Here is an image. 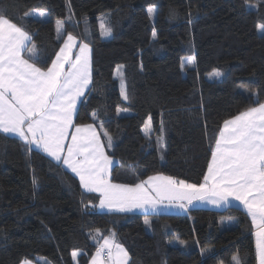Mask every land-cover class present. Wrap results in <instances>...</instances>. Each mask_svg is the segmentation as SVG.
<instances>
[{
  "label": "trees",
  "instance_id": "1",
  "mask_svg": "<svg viewBox=\"0 0 264 264\" xmlns=\"http://www.w3.org/2000/svg\"><path fill=\"white\" fill-rule=\"evenodd\" d=\"M35 9L49 19L25 15ZM0 14L32 36L39 67L51 66L68 33L90 45L92 84L75 123L101 133L113 183L157 174L202 183L224 121L264 103L262 0H2ZM193 54L194 65L186 62ZM217 69L222 75L209 80ZM99 203L61 162L0 133V264H89L97 230L115 233L129 264H235L237 255L257 264L254 227L240 208L107 213Z\"/></svg>",
  "mask_w": 264,
  "mask_h": 264
},
{
  "label": "snow or ice",
  "instance_id": "2",
  "mask_svg": "<svg viewBox=\"0 0 264 264\" xmlns=\"http://www.w3.org/2000/svg\"><path fill=\"white\" fill-rule=\"evenodd\" d=\"M154 12L149 7V15ZM34 14L47 15L43 10ZM56 24L57 39H61L64 21L57 20ZM258 27L264 32V24ZM101 28L103 35H111L109 27L102 24ZM31 41L32 36L23 27L0 14V132L14 134L26 145H35L66 165L79 177L86 191L100 193L101 208L155 213L165 203L186 209L194 201L217 206L238 201L251 217L256 255L259 264H264V103L257 101V106L224 121L202 183H189L163 174L135 184L113 183V160L105 152L101 133L94 124L75 123L77 104L92 84L90 45L77 44V38L68 33L51 66L42 68L37 65L36 45ZM195 60L193 54L186 62L194 65ZM116 71L121 77V93L127 100L123 73L120 67ZM210 75L219 77L222 73L217 69ZM92 118L95 119V113ZM150 126L149 116L145 127ZM103 135L107 137L106 146L111 148L112 137L106 132ZM92 239L98 247L91 264H129V253L115 242V233L103 238L97 230ZM78 255L72 252L73 258ZM233 260L241 264L238 255ZM21 264L32 261L25 258Z\"/></svg>",
  "mask_w": 264,
  "mask_h": 264
},
{
  "label": "crops",
  "instance_id": "3",
  "mask_svg": "<svg viewBox=\"0 0 264 264\" xmlns=\"http://www.w3.org/2000/svg\"><path fill=\"white\" fill-rule=\"evenodd\" d=\"M31 43V42H30ZM78 44V43H77ZM30 46V45H29ZM63 47V46H62ZM75 51H78V49H76V50H74V52ZM91 85V84H90ZM90 85H89V88H90ZM89 88L85 91V94L87 93V91L89 90ZM85 94H84V96H85ZM84 96L83 97H81L80 98V102L82 101V99L84 98ZM80 102H78V104H77V109H78V106H79V104H80ZM1 134H3V135H7V136H10V137H14V138H17V139H19V140H21L22 142H24L21 138H19L18 136H15L14 134H5V133H2V132H0ZM25 143V142H24ZM30 148H32V149H35V150H38V151H41V152H43L41 149H38L35 145H32V146H29ZM106 152V151H105ZM43 153H45V152H43ZM48 157H50L51 159H53L51 156H49L47 153H45ZM54 160V159H53ZM55 161V160H54ZM211 161V160H210ZM57 162V161H56ZM114 164H112V166H113ZM67 170H69L70 172H71V170L70 169H68L67 168V166L66 165H63ZM112 166H111V168H112ZM72 173V172H71ZM75 176H76V174L75 173H73ZM206 174H207V172H206ZM78 179H79V177L78 176H76ZM92 193H97V194H99L100 195V193H98V192H92ZM100 199H101V195H100ZM171 208H173V209H171L172 210V214H179V215H181V214H188V212H189V210L190 209H193V208H211V209H214V210H218V211H221V212H224V211H227L229 208H231V207H237V208H240V209H242L243 211H245L246 212V210L243 208V206L238 202V201H235V200H233L232 201V203L229 205V204H222V205H220V206H217V205H213L212 203H209V202H207V201H194L193 202V204H191V205H187V208L186 209H182V208H180V207H178V206H176L175 204L174 205H172V206H170ZM99 210L101 211V212H107V213H111V212H120V211H116V210H114V209H109L108 207H103V208H101L100 207V203H99ZM121 213H128V212H121ZM131 213H138V214H158V213H154V212H152L151 210H149L148 212H144V211H136V212H131ZM249 218H250V220H251V217L250 216H248ZM254 227V226H253ZM253 236H254V240H255V227H254V231H253ZM103 242V241H102ZM95 255V254H94ZM90 263H91V261H90ZM32 264H35V263H32ZM257 264H259V262H258V257H257Z\"/></svg>",
  "mask_w": 264,
  "mask_h": 264
},
{
  "label": "rangeland",
  "instance_id": "4",
  "mask_svg": "<svg viewBox=\"0 0 264 264\" xmlns=\"http://www.w3.org/2000/svg\"><path fill=\"white\" fill-rule=\"evenodd\" d=\"M38 11H40V10L35 9V10L31 11L30 14H29V16L35 17V18H40V19H43V20H48L49 19V16H48L47 13H46L47 15L45 17H40L38 15H35L34 13H36ZM63 28H64V26H63ZM56 29H57V24H56ZM107 37L108 36H105V35L103 36L104 39H106ZM208 79L209 80H212V79H216V77H212L211 75H209L208 76ZM240 103L241 102L239 100H235V104L240 105ZM151 130H152V127L151 126H150V128H147V129L145 127L143 129V132L146 135H148L151 132ZM171 209H173V208H171L170 206H167L166 203H165V205L161 206L160 210L158 212H156V213H158V214H172L173 212H172ZM208 209H211V208H208ZM136 211H143V210H141V209H133L131 211H125V212L131 213V212H136ZM89 264H91V263H89Z\"/></svg>",
  "mask_w": 264,
  "mask_h": 264
}]
</instances>
